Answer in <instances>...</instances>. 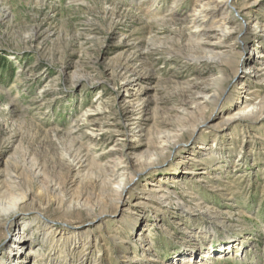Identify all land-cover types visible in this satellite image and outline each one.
<instances>
[{
  "label": "rangeland",
  "instance_id": "obj_1",
  "mask_svg": "<svg viewBox=\"0 0 264 264\" xmlns=\"http://www.w3.org/2000/svg\"><path fill=\"white\" fill-rule=\"evenodd\" d=\"M192 1L0 0V264H264V109L237 116L264 104V65L235 76L264 63V0L222 2L245 31L216 59ZM128 152L120 201L107 161Z\"/></svg>",
  "mask_w": 264,
  "mask_h": 264
},
{
  "label": "bare ground",
  "instance_id": "obj_2",
  "mask_svg": "<svg viewBox=\"0 0 264 264\" xmlns=\"http://www.w3.org/2000/svg\"><path fill=\"white\" fill-rule=\"evenodd\" d=\"M224 1H226L227 3L228 2L232 3L231 1H233V0H193L191 7H190V10H189L188 17H189V24H190L189 26L191 27V32H192L191 33L192 38L195 41V45L197 46V48L200 49L202 52L206 53V55H207L206 57H208V58H215L216 59L217 57L214 55L222 53L223 47H229L228 49L230 51H236L239 48L238 46H240L239 40H241V36H242L243 32L245 31V27L240 28L239 36L235 37V27L233 26V19L231 18V16L228 13L227 5L223 6L222 2H224ZM246 4L248 6L250 5L249 2H247ZM243 8H245V7H243ZM243 8H241V10ZM159 12L163 15H172V14H174L175 10L173 8L168 7L164 10L159 11ZM154 14H157V13H154ZM248 29L249 28H247L246 30H248ZM260 61H257L255 59V57L250 56L249 59L246 61V64H244L245 66L248 65V68H245V66H244L243 69H240V70L238 69L239 70L238 72L236 69L235 76H238V74L240 73L241 76L250 75L251 77L256 78V80H260L262 78L263 74L261 72L255 71L253 68V66H256V67L258 66L257 68H260L261 66H263L264 63L260 62ZM249 78H247V79H249ZM135 85H136L135 81H129V80L124 81L122 86L119 89L118 97L123 98V101L125 100V102H127V104L133 103V101L131 99V96H132L131 90L133 89V87ZM133 91H134V89H133ZM210 91H211V86L206 85V84L196 83V84H193V91L191 92L190 96H191V99L193 100V102H196V101L200 102V101H203V100L208 99V98L211 99V92ZM134 95H135V93H134ZM238 105H240L242 110L240 113L237 114V116L242 115L246 111H249L252 114L254 112L256 113V111L258 112V110L262 111L264 109V104L255 105L252 103V101H249V100H239ZM88 110L86 111L87 113H85L86 116L94 115L93 113L89 112ZM90 110L98 111L99 109H90ZM93 119H95V118H93ZM92 129L95 132V133H93V135H91L92 138H95V136H97V135L99 136L100 134L104 133L105 131H109L110 133L112 132L113 135H116V137H118V139L124 138V140H127V141L133 140V139H135L136 141L137 140L141 141V139H139L141 137V134H139V133L136 134V133H132L129 131H124V133H123V130L121 131L120 128H117L116 126H113V127L108 126V128H107L103 125H96L95 124V125H93ZM95 140H97V139L95 138ZM112 146H113V144H112ZM108 158H105V159L107 160ZM111 158L112 157H110L109 161H107V163L109 162V165H107V167L112 172V177L109 181V186L111 187V191H113V193H115V195H117L118 199H120V201H121L122 196H123L124 192L126 191L128 185H129L127 183V180H126L127 174H124V173L128 169L127 166L130 165V163L132 162V159L130 157V152H128L126 155H122L120 157L121 162L120 161L118 162V160L117 161L113 160L114 157L112 159ZM193 174H195V171H193ZM150 192H152V191H150ZM149 196H148V198H150V201L155 200L154 199L155 197H151L150 194H149ZM152 196H156V193L155 194L153 193ZM15 201L16 200H14L13 202H15ZM27 241L28 240L23 239V237L21 235L15 234L11 238L12 245H10L9 247L14 248L12 250H15V248H16V250H18V252H19L26 245ZM7 249H8V247H7ZM13 254L11 255V253H10L9 257L14 256L15 259L13 261H16V258L18 259V257H19L18 253H13ZM18 264H22V263H18Z\"/></svg>",
  "mask_w": 264,
  "mask_h": 264
}]
</instances>
